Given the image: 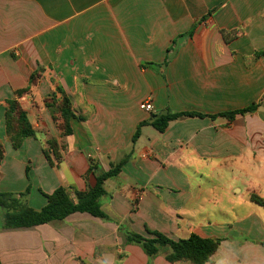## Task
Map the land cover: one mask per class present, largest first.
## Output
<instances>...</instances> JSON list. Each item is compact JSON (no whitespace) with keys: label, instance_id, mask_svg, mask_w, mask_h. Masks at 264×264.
<instances>
[{"label":"crops","instance_id":"obj_1","mask_svg":"<svg viewBox=\"0 0 264 264\" xmlns=\"http://www.w3.org/2000/svg\"><path fill=\"white\" fill-rule=\"evenodd\" d=\"M260 51L264 0H0V192L30 187L24 201L40 210L43 193L64 187L74 197L94 186L91 160L99 173L125 161L105 181L99 201L106 219L77 213L6 229L0 207L1 264H171L169 247L151 258L126 236L219 239L220 224L202 209L204 199L193 204V191L215 195L211 182L228 175L239 196L264 199ZM37 70L38 84L21 99L36 137L16 150L6 133L5 100ZM56 86L76 116L65 138L44 105ZM143 101L153 112L140 109ZM255 104L253 112L222 116ZM164 113L204 117H181L159 132L151 122ZM51 138L66 146L55 167L43 153ZM259 221L254 213L238 220L254 235ZM229 233L207 264H264L259 247L226 244Z\"/></svg>","mask_w":264,"mask_h":264},{"label":"trees","instance_id":"obj_2","mask_svg":"<svg viewBox=\"0 0 264 264\" xmlns=\"http://www.w3.org/2000/svg\"><path fill=\"white\" fill-rule=\"evenodd\" d=\"M256 57H264V51L257 52ZM40 76V70L33 72L29 79V84L24 88L16 90L12 98L5 100L6 133L12 147L16 150L21 148L27 139L36 137L28 114L21 104V99L31 92L33 86L38 84ZM44 105L59 131V138L72 135L71 121L76 116L68 95L59 86H56L55 92L44 99ZM257 108L258 104H255L230 113H223L222 116L233 119L238 115L253 112ZM181 117H204V115L199 113H164L153 118L151 124L159 132H164L171 121ZM139 133L140 127L134 139L139 136ZM65 149L66 146L61 144L58 138L49 139L43 146V153L48 164L52 167L57 166L63 159ZM4 155V146L0 141V164L4 159ZM124 162L111 164L107 171L99 173L98 163L91 160L88 175L95 177L94 186H89L85 191H76L74 197L64 187H58L51 194L43 193L47 199V203L40 210L32 208L23 200L30 192V187L25 192L19 194L0 192V207L4 210L3 227L6 229L33 228L53 221H63L77 213L106 219L107 216L102 210L99 200L106 194L104 188L105 181L117 176L121 172ZM252 200L264 208L263 198L252 195ZM150 234L152 237L147 238L135 233H129L126 236V240L127 243L140 245L151 258L157 256L161 248L169 247L171 253L166 256V259L171 264L179 262L207 264L221 245V239L204 238L197 234H191L187 238L180 239H174L159 232ZM119 258L121 259L122 256ZM80 264L86 263L81 262Z\"/></svg>","mask_w":264,"mask_h":264},{"label":"rangeland","instance_id":"obj_3","mask_svg":"<svg viewBox=\"0 0 264 264\" xmlns=\"http://www.w3.org/2000/svg\"><path fill=\"white\" fill-rule=\"evenodd\" d=\"M227 177L228 175H222L221 178L216 176L213 182H211L217 187V189L214 190L215 195L212 194L213 191L204 190L203 192H199L195 187L193 194H195L196 197L195 200L193 199V204L199 203V198L204 199L205 202L202 209L208 211L209 215L211 214L212 223L216 222L220 224L216 232L217 236H221L218 237L219 239H224L222 236L230 232L226 244L234 245L233 247L238 248L243 247L245 244L249 247H259L261 255L264 257V242L260 244L264 236V208L255 202H251L247 197H243L244 194L239 196L233 189L234 184ZM211 183H207V188L212 187ZM250 213H254L257 219L260 220L259 223L262 225H258L260 230L256 229L255 235L254 233L246 232L248 230H244L245 223L241 224L238 222V220L245 218L247 214ZM202 224L207 225L209 223L204 222ZM168 250L169 248H163L162 252H167ZM229 250L231 251V249ZM218 257L219 255L216 259ZM239 262L244 263L242 257H240Z\"/></svg>","mask_w":264,"mask_h":264},{"label":"built area","instance_id":"obj_4","mask_svg":"<svg viewBox=\"0 0 264 264\" xmlns=\"http://www.w3.org/2000/svg\"><path fill=\"white\" fill-rule=\"evenodd\" d=\"M140 109L142 111H145L147 113L153 112L154 110V106L151 103V101H143L140 105H139Z\"/></svg>","mask_w":264,"mask_h":264}]
</instances>
